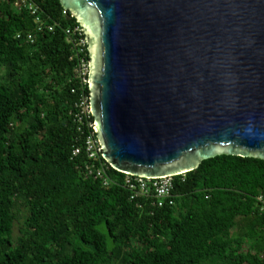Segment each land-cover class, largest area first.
Wrapping results in <instances>:
<instances>
[{
    "label": "trees",
    "instance_id": "16d2710c",
    "mask_svg": "<svg viewBox=\"0 0 264 264\" xmlns=\"http://www.w3.org/2000/svg\"><path fill=\"white\" fill-rule=\"evenodd\" d=\"M13 2L0 0V264H264V159L202 160L172 177L160 207L130 199L107 164L113 182L84 176L103 159L86 157L88 128L72 118L82 90L62 29L76 21L58 0H33L54 24L36 31Z\"/></svg>",
    "mask_w": 264,
    "mask_h": 264
},
{
    "label": "water",
    "instance_id": "95a60500",
    "mask_svg": "<svg viewBox=\"0 0 264 264\" xmlns=\"http://www.w3.org/2000/svg\"><path fill=\"white\" fill-rule=\"evenodd\" d=\"M81 26L101 158L175 176L264 159V0H58Z\"/></svg>",
    "mask_w": 264,
    "mask_h": 264
},
{
    "label": "built area",
    "instance_id": "2783aa9c",
    "mask_svg": "<svg viewBox=\"0 0 264 264\" xmlns=\"http://www.w3.org/2000/svg\"><path fill=\"white\" fill-rule=\"evenodd\" d=\"M13 6L16 9H26L27 12L32 15L35 30L40 31L44 28L51 30L54 24H49L46 19H42L39 15V9L33 0H14ZM63 16L67 14L72 17L69 12L62 8ZM66 41L70 45L75 58L74 77L78 79V87L81 88L78 100L74 103V111L72 114L73 121L78 123V129L81 130V126L84 125L88 128V132L84 138V151L86 157L93 161L94 159L101 157V148L98 139L93 129V121L89 108L88 93L83 92L84 88H87V76H88V52L86 41L81 26L76 22L73 26H65L62 29ZM17 38H21L20 33L16 34ZM28 42H32L31 33H26L25 39ZM75 91L74 88L71 89ZM79 152V148L75 147L72 150V155H76ZM105 161H99L97 165L94 162L87 163L83 166V174L93 179L100 178L103 185H107L113 180H109L104 174V168L106 167ZM108 165V164H107ZM109 166V165H108ZM122 186L129 191L130 199H143L148 201L151 205L160 207L162 205H171L173 203L174 194L172 193V177L173 176H161L157 178H144L140 176H131L124 174ZM258 201L261 203L260 209L264 208V198L259 196ZM139 206V205H138Z\"/></svg>",
    "mask_w": 264,
    "mask_h": 264
},
{
    "label": "rangeland",
    "instance_id": "374dc122",
    "mask_svg": "<svg viewBox=\"0 0 264 264\" xmlns=\"http://www.w3.org/2000/svg\"><path fill=\"white\" fill-rule=\"evenodd\" d=\"M23 214H24V211H22V209H20V212L18 214L16 213V220L14 221V223H16V226L21 224V221L24 217ZM15 231L16 229H14V232Z\"/></svg>",
    "mask_w": 264,
    "mask_h": 264
}]
</instances>
